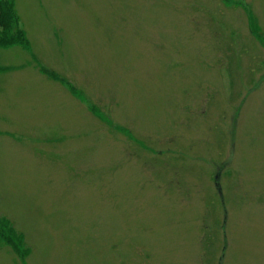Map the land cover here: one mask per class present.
<instances>
[{
  "label": "rangeland",
  "instance_id": "1",
  "mask_svg": "<svg viewBox=\"0 0 264 264\" xmlns=\"http://www.w3.org/2000/svg\"><path fill=\"white\" fill-rule=\"evenodd\" d=\"M0 264H264V0H9Z\"/></svg>",
  "mask_w": 264,
  "mask_h": 264
},
{
  "label": "trees",
  "instance_id": "2",
  "mask_svg": "<svg viewBox=\"0 0 264 264\" xmlns=\"http://www.w3.org/2000/svg\"><path fill=\"white\" fill-rule=\"evenodd\" d=\"M21 29L13 4L9 0H0V45L10 43L20 36Z\"/></svg>",
  "mask_w": 264,
  "mask_h": 264
}]
</instances>
